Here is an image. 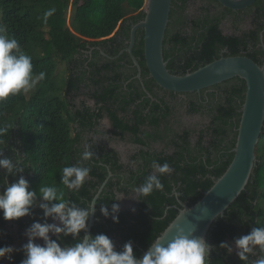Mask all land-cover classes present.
Segmentation results:
<instances>
[{
    "label": "trees",
    "instance_id": "obj_1",
    "mask_svg": "<svg viewBox=\"0 0 264 264\" xmlns=\"http://www.w3.org/2000/svg\"><path fill=\"white\" fill-rule=\"evenodd\" d=\"M193 1L172 2L164 58L173 74L184 75L222 55L248 56L263 64L264 0H257L253 6L239 11L226 8L218 0H200L197 14L190 16L188 9ZM145 5L146 0H0V25L6 28L9 37L18 40L22 51L32 57L34 73H46L45 80L36 89L0 102V124L13 126L0 137V159H9L14 165L11 173L0 167V193L21 177L28 182L29 190L37 193L29 215L9 221L0 210V247L13 246L16 240L9 232L10 223L24 229L35 222L49 224L56 219L45 216L39 206L47 203L51 207L59 202L44 201L39 192L42 185L55 184L64 191L66 200L79 208H88L111 170L113 175L97 201L91 237L107 235L117 251L131 242L134 254L140 258L152 240L176 218L183 203L191 206L198 202L232 162L247 90L246 81L240 77L217 85L222 92L221 101L210 104L211 119L199 130L185 129L172 138L144 140L137 137L140 129L137 124L129 141L146 148L131 156L140 163L138 168L122 163L115 149L88 138L89 134L100 132L99 122L104 118L125 132L127 126L123 125L118 111H113L111 103H122L119 109L126 111L128 106L123 103H138L143 94L140 87L135 95L137 81L131 80V98L117 99V87L124 77V72L117 71L123 67V61L134 62L128 52L115 59L108 56H117L128 46L125 39L119 40L120 33L115 30L122 22L125 27L143 20ZM51 8L56 11L44 23V13ZM247 17L251 28L243 30L240 25ZM228 20L234 28L230 34L223 29ZM95 46L103 47L108 56H101L96 50L94 59L88 62L85 51ZM133 54L145 67L143 40L141 42L138 36ZM60 65H65L67 73L64 88L59 85ZM129 77L132 75L126 79ZM146 77L147 72L143 73V78L148 88L152 84L160 86L153 78ZM83 96L87 98L80 100ZM89 100L102 103L99 112L93 110ZM150 101L151 98H147L146 102ZM189 106L190 112L200 111L196 103ZM137 114L140 116L139 112ZM153 117V113L148 115V119ZM166 132L169 134L170 129ZM115 133L122 134L118 130ZM156 141L166 143L171 151L151 150V143ZM85 145H90L94 154L87 161L82 160ZM256 155L258 162L245 191L224 216L217 218L208 233L207 243L212 246L209 264H252L262 255L257 246L246 262L239 258L238 252H232L237 238L254 227H264V128ZM153 161L168 162L173 171L160 177L163 190L139 197L133 189L153 173ZM77 164L90 167L91 172L78 191L68 190L61 184L62 169ZM19 168L23 171H17ZM133 192L137 194L135 208L132 211L120 208L119 212L112 213V204L120 203V199L115 198ZM105 206L108 216L101 212ZM113 215L118 217V222ZM85 232L86 229L75 237L58 233L50 239L62 247L70 246L82 239ZM222 243L231 251L221 247ZM24 258V250L14 251L0 258V264H21Z\"/></svg>",
    "mask_w": 264,
    "mask_h": 264
},
{
    "label": "clouds",
    "instance_id": "obj_2",
    "mask_svg": "<svg viewBox=\"0 0 264 264\" xmlns=\"http://www.w3.org/2000/svg\"><path fill=\"white\" fill-rule=\"evenodd\" d=\"M55 11V8H51L44 13V23L48 22V18ZM45 78L46 73L43 71L34 73L32 57L25 54L18 40L9 37L6 28L0 25V102L21 92L36 89ZM12 127L11 124H0V137L5 136ZM90 148V145H85L82 160L87 161L93 158L94 154ZM0 167L11 173L14 165L9 159H0ZM152 168L153 173L149 174L141 185L133 189L139 197H147L154 191L163 190L160 177L173 171L168 162L160 164L153 161ZM17 171L22 172L23 168ZM90 172V167L80 164L65 166L61 173V184L68 190L78 191ZM39 192L44 201H59L53 203L51 207L47 203L39 206L44 210L45 216L58 218L63 227L56 224L33 223L28 229V242L23 245L26 258L21 261V264H209L212 246L205 239L195 237L193 228L186 231L183 227H175V225L152 240L148 250L140 258L134 254L131 242L126 243L122 251H117L113 241L105 234H97L94 237L85 235L73 245L62 247L56 240L50 239L49 233L78 236L87 228L92 206L77 207L75 203L65 199L64 191L55 184H44ZM36 196V191L29 190V184L23 177L7 186L0 193V210L3 212V218L12 221L29 215ZM119 210V204H112V213H117ZM101 212L108 216V207H102ZM113 219L118 222L117 216L113 215ZM173 227H175V234L169 240L168 232ZM37 237L43 239V245L35 242ZM235 245L239 250V258L246 262L249 254L253 253L258 246L262 255L252 264H264V227L252 228L248 234L237 238ZM220 246L228 247L231 251L226 243ZM14 251L12 246L0 247V258Z\"/></svg>",
    "mask_w": 264,
    "mask_h": 264
},
{
    "label": "water",
    "instance_id": "obj_3",
    "mask_svg": "<svg viewBox=\"0 0 264 264\" xmlns=\"http://www.w3.org/2000/svg\"><path fill=\"white\" fill-rule=\"evenodd\" d=\"M218 1L226 8L239 11L253 6L257 0ZM172 2L173 0H146L145 18L132 28L129 46L122 50L119 55L109 57L115 59L122 53L129 52L140 70L139 77H141V66L133 54V48L136 32L143 29L145 32L144 56L146 64L150 76L162 88L175 93H191L221 84L235 77H240L246 81V97L242 107L232 162L198 202L191 206L183 203V208L180 209L176 218L164 231L166 232L172 225L183 227L186 231L193 228L195 237L207 241L208 233L217 218L224 216L231 204L245 191L258 162L256 146L264 128V62L260 65L248 56L222 55L220 58L184 75L173 74L168 69L167 61L164 58V39L170 20ZM112 175V171L109 170L107 179L99 187L91 202L93 210L90 212L85 235L91 237L92 227L96 220L97 201ZM178 217L180 218L177 219ZM175 227L168 232L169 240L175 234Z\"/></svg>",
    "mask_w": 264,
    "mask_h": 264
},
{
    "label": "flooded vegetation",
    "instance_id": "obj_4",
    "mask_svg": "<svg viewBox=\"0 0 264 264\" xmlns=\"http://www.w3.org/2000/svg\"><path fill=\"white\" fill-rule=\"evenodd\" d=\"M122 24H123V22L121 23V25H119V27H117V29L115 30V33H117V32H118V34L120 33L119 40H121V38L125 39V43H127V45L129 46V43L131 41L132 28L137 23L133 24L132 26L128 25L125 27H123ZM128 33H129V35H128ZM261 35H262V32H261ZM137 36L140 38L141 42L143 40V46H144V41H145L144 30L139 29L136 32V39H137ZM135 45H136V41H135ZM135 45H134V47H135ZM127 47H125V48H127ZM96 50L98 51V53H100L99 55L108 56L103 47H101V46L91 47L90 49L85 51L86 52L85 56L89 57L88 62H90L92 59H94V57H95L94 52H96ZM124 53H126V52H124ZM144 59H145V56H144ZM141 60H143L142 57H141ZM144 62H145V67H142L140 65L141 66V77H139V73H140L139 68L135 65V63L130 64V62L128 60L123 61L122 62L123 67L119 68L117 71V72H121V71L124 72V75H123L124 77L121 78V80H120L121 83L117 87V97H118L117 99L118 100H119V97H121V98L124 97L126 99H130L131 96L133 95L132 89L129 86V82L131 80L137 81L136 82L137 85L135 86V90H136L135 95L138 94L137 89H139L140 87L143 91V94L141 95L140 99L137 100L138 103H123V106H128V109L126 111H122L119 109V106H122V103H111V105H113V108H112L113 111L114 110L118 111L120 117L122 118V120L124 122L123 125L125 124V126H127L126 131L124 132V130L122 128H117L112 123V121L108 118L102 119L99 122V127H98V129L100 130L101 129L100 125H101L102 121H104L106 119L107 124H108L107 129H102V131L100 130V132H98V133L99 134H106L110 138H113L114 140L116 139V140L124 141V142L129 143V144H133L136 147V150L130 155L129 160L126 161L124 156L121 154V152L119 151L118 148H116V147H114V146H112L106 142H102V141L96 142L95 141V143L105 145L108 149H115L117 152H119V154L121 156V162L124 163L125 165H130L131 167H134V168H138L140 163H138L137 161H133L131 159V156L133 154L141 152L142 149H146L144 146H141L139 144H135V143H132L129 141V138H131L133 136V133H134L133 130L136 129L137 124L140 125V129H138L139 131L137 132L138 138H142L144 140L155 139V138L157 139V138H162V137H164L165 139L172 138L176 133H182L183 130H185V129H193V128H188V127H185L182 130L179 129V127H178L179 126V120H178V118H179V107H182L184 109V113L186 116H197V115H199L201 117L206 118L207 123H209V121L211 119L210 113H212V111H211L212 105H210V104L219 103L221 101V96H222V92L220 91L221 89L217 85L208 87L206 89H202L201 91H197V92L176 93V94H173L170 91L165 90L161 86L154 85V84H152L150 86V88H148L145 85V79L143 78V73L147 72V77H146L147 79H152V77L150 76V72H149V69L147 67L146 60ZM86 65H87V63L85 64V66ZM135 69H137V70L135 71ZM111 72H113V70ZM131 75H132V77H129L128 79H126L128 76H131ZM147 98H151L150 103L146 102ZM91 101H92V103H88V104L93 108V110H95L96 112H99L101 107H102V103H96L93 100H91ZM190 103H196L197 106L200 107V111L199 112H190L189 111ZM78 105L80 107L82 106L81 103H78ZM138 112H139L140 116H138V114H137ZM150 113L155 114V117H153L152 119H148V115ZM164 114H166V119L164 118ZM203 127H201V128H203ZM168 129H170L169 134H167V132H166ZM199 129H193V130H199ZM116 130L120 131L122 134L118 135L117 133H115ZM158 143H164V142L156 141V142L151 143V150L162 151L160 149L155 148V145ZM164 144L167 146L166 143H164ZM56 219H58V218H56ZM12 225L14 227H16L17 229H19L15 224H12V223L9 224V228ZM62 226H63V224H62ZM30 227L31 226H28L24 229H19V230L25 231V230L29 229ZM57 234L58 233H52L49 235V237L51 238L53 236H56ZM15 242H16V240H15ZM15 242H14V244H15ZM42 243H43V240L40 241L38 244H42Z\"/></svg>",
    "mask_w": 264,
    "mask_h": 264
},
{
    "label": "rangeland",
    "instance_id": "obj_5",
    "mask_svg": "<svg viewBox=\"0 0 264 264\" xmlns=\"http://www.w3.org/2000/svg\"><path fill=\"white\" fill-rule=\"evenodd\" d=\"M201 5V1L200 0H194L193 2H191V4L189 5V9H188V13L190 16H195L198 12V8ZM240 28L243 30H248L249 28H251V20L249 17H247L240 25ZM223 29L224 32L226 34H230L234 32V28L233 25L231 23L230 20L224 22L223 24ZM60 83L59 85L61 86V88L65 87V76H66V70H65V65H60ZM87 97L83 96L80 98V100L82 99H86ZM90 99V98H89ZM89 103H92L91 100H89ZM179 129L182 130L185 127L188 128H193V129H199L201 127H203L206 123L207 120L204 117H201L199 115L197 116H186L184 113V109L182 107H179ZM107 120L105 119L104 121H102L101 125H100V130L102 131V129H107ZM89 139H92L94 142H106L116 148L119 149V151L121 152V154L124 156L125 160L128 161L130 155L136 150V147L133 144H129L126 143L124 141H120V140H114L113 138H110L108 135L106 134H99V133H91L88 135ZM156 149H160V150H167V152H170L171 149L164 144V143H158L155 145ZM120 203H119V207L122 210L125 211H132L137 203V194L135 192L129 194V195H120ZM50 224H56L58 226H62V222L59 221V219H55L53 220ZM30 229V228H29ZM9 231L12 233V235L15 237L16 242L13 245V248L15 249V251H21L23 250V245L26 244L28 242V229L27 230H23L20 231L19 229H17L16 227H14L13 225L10 226ZM52 234V232L49 233V235ZM42 238H35V242L39 243L40 241H42ZM239 250L237 249L236 245L233 244L232 245V252L237 253Z\"/></svg>",
    "mask_w": 264,
    "mask_h": 264
}]
</instances>
